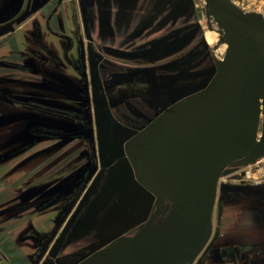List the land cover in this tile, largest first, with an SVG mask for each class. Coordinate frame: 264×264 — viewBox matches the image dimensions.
<instances>
[{
	"label": "flooded vegetation",
	"instance_id": "af4514ba",
	"mask_svg": "<svg viewBox=\"0 0 264 264\" xmlns=\"http://www.w3.org/2000/svg\"><path fill=\"white\" fill-rule=\"evenodd\" d=\"M160 6V0H0V161L22 150L6 143L30 136L39 139V143L54 145L29 153L23 164L42 155L56 154L54 165L59 160L62 164L53 170L48 184H58L64 176L76 175L70 185L60 188L71 191L63 196L69 201L57 195L43 202V206L55 209V230L51 228L48 235L28 225L23 233V237L36 241L32 255L36 261L46 252L48 237L55 233L58 237L57 225L65 217L67 207L81 198L73 232L69 231L73 235L86 222H104L107 217L101 210L120 206L129 185L134 190H129L130 201L124 198L121 207L129 204L131 217L138 221V226L144 220L147 223L143 226L164 221L174 206L167 196L160 198L162 195L140 175L147 157L146 132L178 102L211 85L218 55L209 49L207 42L197 44L198 38L193 43L203 53L194 54L199 57L198 67L191 62V45L162 59H156L160 53L147 56L127 53L125 48L153 45L162 37L161 31L164 35L175 32L176 8ZM162 17L164 20L160 22ZM187 28L180 25L178 30L185 35ZM164 44L159 47L162 53L174 48L170 42ZM158 90L163 91L162 95ZM97 130L103 132L98 134L103 139V157L97 153ZM16 163L0 168L7 167L4 174H12L17 169ZM96 173L99 182L91 179ZM38 183L28 186V191H35ZM125 183L124 189L121 185ZM227 183L219 190L218 210L224 201L239 194L264 200V177ZM15 190L13 199L24 200L25 197L15 195ZM111 191L119 201L116 202V196L113 206L108 202L96 212V206ZM97 199L100 202L95 204L93 201ZM157 210L159 213L153 218ZM162 215L165 217L157 221ZM7 222L5 218L4 223ZM94 239L93 236V242ZM90 246V242L86 244L87 248ZM218 248L217 237H212L193 264H211V258L217 257L213 252ZM239 248L242 251L253 246H236L233 251ZM259 249L264 253V245ZM59 255L61 262L65 257L75 256L71 252ZM232 256L227 255V259Z\"/></svg>",
	"mask_w": 264,
	"mask_h": 264
},
{
	"label": "water",
	"instance_id": "95a60500",
	"mask_svg": "<svg viewBox=\"0 0 264 264\" xmlns=\"http://www.w3.org/2000/svg\"><path fill=\"white\" fill-rule=\"evenodd\" d=\"M206 1L227 33L225 60L208 91L167 110L153 125L140 172L174 206L164 221L148 223L85 264H189L211 231L218 173L254 141L264 27L238 12L232 0ZM170 136L179 141L167 144ZM262 153L264 137L254 157Z\"/></svg>",
	"mask_w": 264,
	"mask_h": 264
},
{
	"label": "rangeland",
	"instance_id": "374dc122",
	"mask_svg": "<svg viewBox=\"0 0 264 264\" xmlns=\"http://www.w3.org/2000/svg\"><path fill=\"white\" fill-rule=\"evenodd\" d=\"M232 3L240 8V12L247 15L257 24H260L262 22L264 23V0H232ZM160 4H161L160 7H163V9H166L167 7H170L171 9V6L172 7L174 6L173 8H176L177 23L175 24V26L177 28L175 32H170L167 34L165 33L164 35L163 31H161L160 33L162 37L157 39V41L153 45H144L142 47L139 46L136 48L132 47L131 49L125 48V51L127 53H134V52L137 54L141 53L142 55L145 56H147L148 54L157 55V53L158 54L160 53L159 54L160 56L156 57V59L157 58L162 59L163 57L168 56L174 53L175 51L178 52L183 47H188L191 45L193 46L189 51V54L193 55V57L191 58V62L193 67H198L199 65L196 64V62L199 57L195 58L194 54L196 53L199 55L202 52L198 50L197 47H195V45L193 44L194 39L195 38L199 39L197 44L207 42V44L209 45V49L218 55L215 58L214 78L211 82V85H209V87L203 92L208 91L212 87L213 82L218 76V73L220 71V66L225 60L228 51V40H227L226 31L220 26V24L216 20L206 0H160ZM162 20H164L163 17L160 22H162ZM180 25L189 28V31H187L188 28L185 29L187 31L186 34L184 33L185 35L180 34L181 30H178ZM172 34H175V36L172 37ZM173 38H175L174 41L171 40ZM164 42L167 43L170 42V45L174 47L172 48L173 50L170 49L171 50L170 52H164V53L159 51V47L165 45ZM148 47L150 48L148 49ZM208 63L210 64V62ZM203 64L204 63H202V65ZM158 91L159 94L162 95L163 91L162 90H158ZM180 103L181 101L178 102L176 106L179 105ZM96 117L100 118V116L98 115ZM152 128L153 126H151L149 131L146 132L147 137L144 147L147 152V156L149 152L148 139L149 136L151 135ZM102 133L103 132L100 133L99 131L96 133L97 134L96 142L98 145L97 153H99L100 156H102V148L104 144L102 143L103 139L98 138L100 137L98 136V134H102ZM263 137H264V94L262 98H259V114L256 120L254 141L245 152L229 160L222 167L221 171L217 175L216 190H215V196L211 211V231L206 241L204 242L203 246L201 247V249L191 259L192 262L198 259V257L204 251V249H206L209 240L213 237L215 216L218 213V198L220 193L219 190L220 188H222V185L228 184L227 182L236 183L238 181H241L242 179L252 181L256 178L259 179L261 177H264V167L261 166L262 164H264V153H262L257 157H254L261 146ZM33 138L34 137L26 136L21 139L18 138L17 140L12 141L10 144L6 143V145L13 144L17 148L20 147L19 150L21 149L22 150L17 151L16 153H13V155H10L6 159L0 161V165H4V162L7 161L8 163V160H10L9 164H5L6 166L14 165L17 162L16 163L17 169L12 174L11 173H9L8 175L4 174L8 166L5 167V170L0 168V185L2 186L0 187V264H85L86 262H88L89 258L99 253L101 250L108 248L114 242L121 240L123 238L134 236L138 231V229L147 223L144 220V222H142L143 224L142 225L140 224V226H138L139 225V223L137 224L138 221L135 220V218L131 217L133 211L129 212V209L127 207L129 204L127 203L126 204L127 206H125L124 208L121 207L123 205L122 203L124 202L123 200L124 198L125 200L130 201V195L132 192L129 193V190L133 191L134 189H132L131 185H129L130 189L126 188L128 189L125 191L126 195L124 194L125 196H122L124 198L119 202L121 205L118 206L117 204L114 210L110 209V207L109 209L111 211H109L108 207L106 208L104 207L103 211L101 210L102 207L108 202H110L109 205L111 203L112 206L114 205L117 196V195L114 196V194L112 196V193H114V191H111L110 194L107 195L112 197L110 201H108L110 198L107 201H105L104 199L103 201H105V203L102 202L103 205L100 206L99 203L96 206L98 208V209L96 208L97 210L96 212L101 210V214L106 215L107 218L104 222L101 221L86 222L84 228H82V230H80L79 233L73 235L69 231L73 230L72 228L76 223L77 219L75 216L77 214L79 205L82 203L81 202L82 198H81V200L78 202L76 201V204L74 203L73 206L71 205V207L70 206L69 208L67 207L68 211L65 213V217L57 225L60 226L58 227L59 230L58 237H56V233L48 237L47 247L45 249L46 252L41 256L40 260L36 261L34 260V258L32 259L33 257L32 255H34V252L37 247L36 241H33L29 237L28 238L23 237V233L26 231V229H28V227H31L36 232H43V234H48V235H50L51 228L55 230V226H56L55 218H57L55 217L56 214V212L54 211L55 209L50 208L48 206L47 207L43 206V202L47 200L50 201L51 198L55 199L57 195H59L60 198L63 197L64 195L67 196L71 194V191L68 190L67 188H65L63 191L60 188L61 186L67 187L68 185H70V180H72L73 177H76V175H67L66 177L64 176L63 180L58 184H50V183L48 184V181H50L51 179L50 175L53 174V170L54 171L57 170L58 167L61 166L62 164L61 161L59 160L58 165H54V163L56 164L55 162L56 154L46 155V156L42 155L33 159L31 162L27 164L26 163L23 164L25 156H27L29 153L39 151V149L43 147L48 148L50 145H54V143H50V142L39 143V139L37 138L33 139ZM6 147L12 148L10 146H6ZM104 155L106 160V156H108L107 151L104 153ZM67 160L68 158L66 159V161ZM4 166H0V167H4ZM65 170L71 171L72 169H65ZM120 176L123 177L122 174ZM99 178L100 177L97 176L96 173L92 175L91 179H93L94 182L96 180L98 181ZM36 181L37 183L38 182L39 183L34 187L35 191L29 192L28 186L34 185ZM121 186H123L125 189L127 184L125 183L122 184ZM21 188L24 190H22ZM86 188H88V186ZM12 189L13 190L16 189L15 195L20 196V198L25 197V199L22 201L16 199L15 201L13 199ZM63 198L66 202L69 201L66 197ZM118 201H119V197L117 196L116 202ZM93 202H95L96 204L100 202V200L97 199L94 200ZM132 204L134 205L133 202ZM95 215H93L92 217H94ZM19 216H21L20 220L17 219ZM164 217H165L164 215L160 216L157 219V221L162 220ZM5 218H8L7 223H4ZM93 236L95 237L94 239L95 242H93L92 240ZM89 242L91 243L92 246L87 248L86 244ZM83 245L85 247H81ZM11 252H17L19 255L23 254L22 258L25 259L23 263H19V262L14 263V261H11L10 260L12 259V257H10ZM62 252H71L75 256H70L72 257V259H68L65 257L61 262L59 259L60 256L59 253Z\"/></svg>",
	"mask_w": 264,
	"mask_h": 264
},
{
	"label": "crops",
	"instance_id": "0c3cea01",
	"mask_svg": "<svg viewBox=\"0 0 264 264\" xmlns=\"http://www.w3.org/2000/svg\"><path fill=\"white\" fill-rule=\"evenodd\" d=\"M166 102V101H164ZM0 187H2L0 185ZM213 223V222H212ZM213 226V225H212ZM213 237H217L219 248L211 258L214 264H264V200L259 196L239 194L223 202L215 216ZM253 246V249L233 251L235 247ZM233 254L227 259V255ZM23 254L11 252V261L23 263ZM21 258V259H20ZM22 261V262H21ZM190 262L189 264H193ZM210 263V262H209Z\"/></svg>",
	"mask_w": 264,
	"mask_h": 264
},
{
	"label": "bare ground",
	"instance_id": "6f19581e",
	"mask_svg": "<svg viewBox=\"0 0 264 264\" xmlns=\"http://www.w3.org/2000/svg\"><path fill=\"white\" fill-rule=\"evenodd\" d=\"M235 6V5H234ZM236 7V9H237V11L238 12H240V8L239 7H237V6H235ZM248 9V8H247ZM240 13H242V12H240ZM243 14V13H242ZM259 25H262L263 27H264V23L262 22V23H260ZM259 79H260V84H259V86H257V88H256V93H257V96L259 97V98H262L263 97V94H264V71H260V73H259ZM166 140H165V142L167 143V144H172V145H174L175 143H177V141H179V139H177V138H174V137H167V138H165Z\"/></svg>",
	"mask_w": 264,
	"mask_h": 264
},
{
	"label": "built area",
	"instance_id": "2783aa9c",
	"mask_svg": "<svg viewBox=\"0 0 264 264\" xmlns=\"http://www.w3.org/2000/svg\"><path fill=\"white\" fill-rule=\"evenodd\" d=\"M261 166H263V167H264V164H262ZM259 179H260V178H259ZM259 179H257V178H256L255 180H259Z\"/></svg>",
	"mask_w": 264,
	"mask_h": 264
}]
</instances>
